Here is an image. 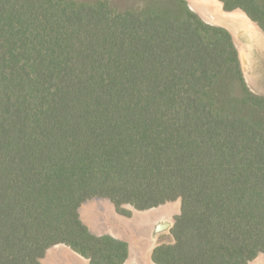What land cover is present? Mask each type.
Here are the masks:
<instances>
[{"label":"trees","instance_id":"obj_1","mask_svg":"<svg viewBox=\"0 0 264 264\" xmlns=\"http://www.w3.org/2000/svg\"><path fill=\"white\" fill-rule=\"evenodd\" d=\"M264 30V0H221ZM93 197L145 210L181 199L157 264H246L264 253V96L229 33L185 0H0V264L63 243L122 264L88 233ZM117 249L113 254L109 249Z\"/></svg>","mask_w":264,"mask_h":264},{"label":"bare ground","instance_id":"obj_2","mask_svg":"<svg viewBox=\"0 0 264 264\" xmlns=\"http://www.w3.org/2000/svg\"><path fill=\"white\" fill-rule=\"evenodd\" d=\"M187 1L191 9L206 22L230 32L243 66L254 54L255 46L259 50L264 49V34L241 9L225 11L222 8L223 3L219 0ZM125 206L132 210L130 216L119 214L108 198L93 197L84 201L80 208V216L92 232L111 238L124 239L128 242L129 252L127 251L123 264H156L151 256L154 247H156L154 237L158 231L157 227H172L171 216L177 215L179 210L181 212L180 201L166 202L141 211L130 204H125ZM263 254L258 253V258L248 261L246 264H264ZM41 260L44 264H88L86 258L62 243L47 249L45 258H41Z\"/></svg>","mask_w":264,"mask_h":264},{"label":"rangeland","instance_id":"obj_3","mask_svg":"<svg viewBox=\"0 0 264 264\" xmlns=\"http://www.w3.org/2000/svg\"><path fill=\"white\" fill-rule=\"evenodd\" d=\"M107 2H109L111 8L113 11L117 12V11H121V10H125V9H129L130 7L134 6V4H136L138 2V0H106ZM221 0H219L220 2ZM222 2V1H221ZM223 3V2H222ZM224 10V7H222ZM242 10V9H241ZM227 11V10H225ZM243 11V10H242ZM229 19V18H226ZM250 19V18H249ZM231 20V19H229ZM252 20V19H251ZM253 21V20H252ZM255 22V21H253ZM258 26H259V30L264 34V30L260 27V25L255 22ZM235 25V24H234ZM236 26V25H235ZM255 51L254 54L251 56L250 59L247 60V63L243 66V64L241 63L240 58L239 59V63H240V69L242 72V76L244 75V78L246 79L247 82V86L248 88L255 94L260 95V96H264V49L259 50L258 47H254ZM237 55L239 56V54L237 53ZM107 198V197H106ZM109 199V198H108ZM179 198H177L175 201H168V202H177ZM110 200V199H109ZM111 201V200H110ZM112 202V201H111ZM113 203V202H112ZM166 203V202H165ZM125 204H129V203H121L120 205L116 206L114 203L113 205H115L114 207L116 208V211L125 215V216H130L127 211H124L122 209V207ZM132 205V204H130ZM133 206V205H132ZM134 207V206H133ZM136 208V207H134ZM137 209V208H136ZM141 211V210H138ZM181 213V212H180ZM174 216V215H173ZM171 216L172 221L173 219L175 220V222L177 221V217L180 215H176V216ZM175 224V223H174ZM170 228H165V227H161L158 228L157 227V232L155 233V241L154 243H156L155 245L157 247L163 245V246H171L173 244L176 243V238L174 237L173 234V226ZM102 237V236H101ZM153 237V236H152ZM153 240V238H152ZM63 244V243H62ZM156 247V248H157ZM108 251H110L113 254H119V251L117 249H109ZM264 255V254H263ZM86 258V257H84ZM258 258V256L256 255V257L254 259ZM87 260H89V258H86ZM253 259V260H254ZM252 261V260H251ZM88 262V261H87ZM248 263V262H247ZM90 264V263H89ZM123 264V263H122ZM157 264V263H156Z\"/></svg>","mask_w":264,"mask_h":264},{"label":"water","instance_id":"obj_4","mask_svg":"<svg viewBox=\"0 0 264 264\" xmlns=\"http://www.w3.org/2000/svg\"><path fill=\"white\" fill-rule=\"evenodd\" d=\"M185 2H186V4H187V6H188V8L192 11V12H194L204 23H206V24H208V25H211V26H215V27H220V26H217V25H213V24H209L208 22H206L200 15H198L194 10H192L191 9V7L189 6V3H188V1L187 0H185ZM222 7H223V4H222ZM221 28V27H220ZM224 29V28H223ZM226 30V29H225ZM228 33H229V35H230V37H231V40H232V43H233V45H234V47H235V49H236V51H237V53H238V50H237V47L235 46V43H234V40H233V38H232V35L230 34V32L228 31V30H226ZM239 57V56H238ZM243 78H244V75H243ZM244 81H245V83H246V85H247V82H246V79L244 78ZM179 201H180V204H181V199L179 198L178 199ZM86 203V202H85ZM84 204V202H82V204L78 207V209H77V214H78V219L80 220V222L82 223V225L83 226H85L86 227V229H87V231H88V233L89 234H91V235H93V236H96V237H101L103 234H96V233H94V232H92L89 228H88V226H87V224H85L84 222H83V220L81 219V216H80V208H81V206ZM115 206V205H114ZM116 209V208H115ZM122 209L124 210V211H127L128 213H130L129 215H131V213H132V210H129L128 208H126V206L124 205L123 207H122ZM178 215H180V210H179V213L177 214V216ZM175 223V220L173 219V222H172V225ZM171 225V226H172ZM163 227V226H162ZM161 228V227H160ZM159 230V229H158ZM113 238V237H112ZM114 240H117V241H120V242H123V243H125L126 244V246H127V251L129 252V244H128V242L126 241V240H124V239H116V238H113ZM157 247V246H156ZM156 247H154V249L156 248ZM46 253H47V250L44 252V254H43V256L42 257H40V258H38V262L40 263V264H44L43 262H42V260H41V258H45V256H46ZM88 264H89V260H88Z\"/></svg>","mask_w":264,"mask_h":264},{"label":"flooded vegetation","instance_id":"obj_5","mask_svg":"<svg viewBox=\"0 0 264 264\" xmlns=\"http://www.w3.org/2000/svg\"><path fill=\"white\" fill-rule=\"evenodd\" d=\"M119 213V212H118ZM119 214H121V213H119ZM121 215H123V214H121ZM125 216V215H124ZM176 216V215H175ZM152 257V256H151ZM153 260V259H152Z\"/></svg>","mask_w":264,"mask_h":264}]
</instances>
